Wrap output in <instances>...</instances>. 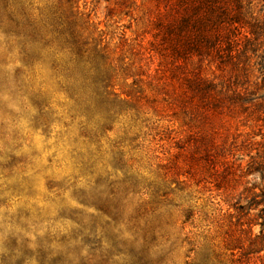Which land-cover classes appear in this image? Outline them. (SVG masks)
<instances>
[{"label":"rangeland","instance_id":"1","mask_svg":"<svg viewBox=\"0 0 264 264\" xmlns=\"http://www.w3.org/2000/svg\"><path fill=\"white\" fill-rule=\"evenodd\" d=\"M218 3L0 0V264H230L247 244L264 188V0ZM76 7L108 54L102 96L76 89L86 104L49 25Z\"/></svg>","mask_w":264,"mask_h":264},{"label":"trees","instance_id":"2","mask_svg":"<svg viewBox=\"0 0 264 264\" xmlns=\"http://www.w3.org/2000/svg\"><path fill=\"white\" fill-rule=\"evenodd\" d=\"M63 1L68 2V0ZM219 1L220 0H179L181 3V6L179 5V10L187 11L188 9H191L193 12L192 15H196V9H193L196 7L199 8L201 3L206 5L209 10H213L216 5H219ZM76 13H78L77 7L75 12L70 11L71 16L74 17L72 19L54 17V15L49 25L52 29L53 35L60 41L62 48L69 54L70 59L71 57L74 58L73 61L76 63L72 66H68L67 64L63 68V72L67 79L66 87L71 91V96L76 102L79 104H86L87 99H84V97L86 93H90L87 92L89 89H92L93 94L97 97H101L102 95L100 91L103 92L105 90V86L103 87L102 84L104 75H106V73L100 68L98 60L107 59L108 54L106 53V46L101 47L99 41L94 39L89 41L88 38L83 37L82 31L78 29V18ZM192 15H188L186 12L183 15L182 13H179V25L176 27L179 32L180 30L182 31V28H185L188 24L195 23V19L191 17ZM34 23V29L36 30V33L38 31L41 32L36 27L37 22ZM28 50V48H25V51ZM83 62L84 66H81L82 68H80L79 64H82ZM86 63H88L89 66H85ZM111 67L114 71L117 69V63L115 64L113 60L111 61ZM56 68H58V65L55 64V69ZM81 70H84V78L82 80L80 77L76 76V74L78 75L79 71ZM78 86H80V90L87 91L85 93H76ZM88 109L89 106H86L85 110L90 112ZM249 204V211L258 210V213L255 215V217L260 218L261 221L254 219V221L248 223V230L246 231L247 244L241 241L237 247H234L238 249V256V253H235L234 251L235 249H230V256L232 257L230 264H234L235 262L241 263L240 260L242 258L245 259V264H250V260L253 256H257L261 261L260 264H264V188L260 190L259 194L255 192L251 193ZM254 226H259V232L257 234L252 233V228ZM237 238L238 237H235L234 235H230L226 241L227 246H229V244L233 243L235 240L237 241ZM261 253H263L262 256H260ZM3 264L10 263L3 261Z\"/></svg>","mask_w":264,"mask_h":264}]
</instances>
